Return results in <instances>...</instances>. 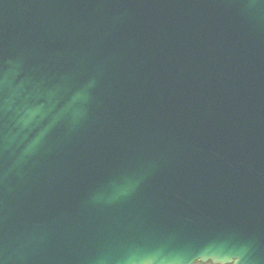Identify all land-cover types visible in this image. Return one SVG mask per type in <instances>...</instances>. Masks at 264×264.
Wrapping results in <instances>:
<instances>
[{
  "label": "water",
  "instance_id": "1",
  "mask_svg": "<svg viewBox=\"0 0 264 264\" xmlns=\"http://www.w3.org/2000/svg\"><path fill=\"white\" fill-rule=\"evenodd\" d=\"M264 264V0H0V264Z\"/></svg>",
  "mask_w": 264,
  "mask_h": 264
}]
</instances>
